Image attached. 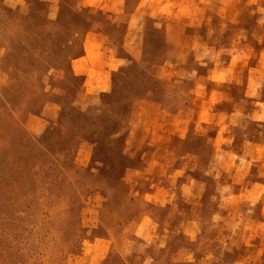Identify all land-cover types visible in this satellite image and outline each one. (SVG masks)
I'll list each match as a JSON object with an SVG mask.
<instances>
[{
	"label": "rangeland",
	"instance_id": "374dc122",
	"mask_svg": "<svg viewBox=\"0 0 264 264\" xmlns=\"http://www.w3.org/2000/svg\"><path fill=\"white\" fill-rule=\"evenodd\" d=\"M0 264H264V0H0Z\"/></svg>",
	"mask_w": 264,
	"mask_h": 264
},
{
	"label": "crops",
	"instance_id": "0c3cea01",
	"mask_svg": "<svg viewBox=\"0 0 264 264\" xmlns=\"http://www.w3.org/2000/svg\"><path fill=\"white\" fill-rule=\"evenodd\" d=\"M102 1L104 2V0H100V3H101ZM105 3L109 6V3H108L107 1H105Z\"/></svg>",
	"mask_w": 264,
	"mask_h": 264
}]
</instances>
